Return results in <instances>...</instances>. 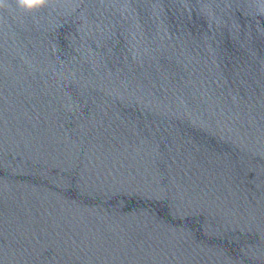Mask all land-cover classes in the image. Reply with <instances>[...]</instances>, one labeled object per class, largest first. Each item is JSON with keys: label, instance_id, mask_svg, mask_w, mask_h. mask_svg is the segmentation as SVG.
<instances>
[{"label": "water", "instance_id": "obj_1", "mask_svg": "<svg viewBox=\"0 0 264 264\" xmlns=\"http://www.w3.org/2000/svg\"><path fill=\"white\" fill-rule=\"evenodd\" d=\"M0 264H264V0H5Z\"/></svg>", "mask_w": 264, "mask_h": 264}, {"label": "clouds", "instance_id": "obj_2", "mask_svg": "<svg viewBox=\"0 0 264 264\" xmlns=\"http://www.w3.org/2000/svg\"><path fill=\"white\" fill-rule=\"evenodd\" d=\"M47 0H17L19 6L26 10H32L36 5H43ZM5 0H0V7H4Z\"/></svg>", "mask_w": 264, "mask_h": 264}]
</instances>
